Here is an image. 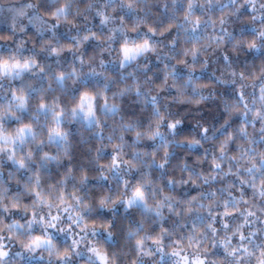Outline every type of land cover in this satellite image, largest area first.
<instances>
[{
	"label": "clouds",
	"instance_id": "1",
	"mask_svg": "<svg viewBox=\"0 0 264 264\" xmlns=\"http://www.w3.org/2000/svg\"><path fill=\"white\" fill-rule=\"evenodd\" d=\"M0 264H264V0H0Z\"/></svg>",
	"mask_w": 264,
	"mask_h": 264
}]
</instances>
